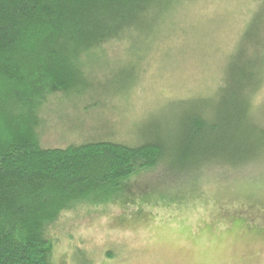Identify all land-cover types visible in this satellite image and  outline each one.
<instances>
[{
	"label": "rangeland",
	"instance_id": "1",
	"mask_svg": "<svg viewBox=\"0 0 264 264\" xmlns=\"http://www.w3.org/2000/svg\"><path fill=\"white\" fill-rule=\"evenodd\" d=\"M261 1L180 0L167 17L162 13L153 42L126 35L79 54V87L56 88L41 73L37 95L24 94L35 103L29 127L35 139L62 147L99 139L134 143L150 124L171 132L180 100L206 97L222 84L246 26L259 21ZM241 49L245 62L253 50ZM254 99L255 106L264 102V68ZM171 161L60 208L45 228L52 264H264V160L227 181L202 176L196 187L192 170Z\"/></svg>",
	"mask_w": 264,
	"mask_h": 264
},
{
	"label": "trees",
	"instance_id": "2",
	"mask_svg": "<svg viewBox=\"0 0 264 264\" xmlns=\"http://www.w3.org/2000/svg\"><path fill=\"white\" fill-rule=\"evenodd\" d=\"M179 1L0 0V264H52L45 228L56 212L101 187L120 188L138 170L171 159L192 170L196 187L202 176L212 173L227 181L264 160V102L254 104L264 68L259 62L264 0L256 9L259 21L246 26L222 84L212 95L180 100L171 132L150 124L134 143L99 139L46 147L29 128L35 103L24 94L37 95L33 84L41 73L56 88L79 87L81 53L126 35L131 42H153L162 13L167 17ZM246 48L253 53L247 49L240 62L238 52ZM22 122L28 130L20 129Z\"/></svg>",
	"mask_w": 264,
	"mask_h": 264
}]
</instances>
